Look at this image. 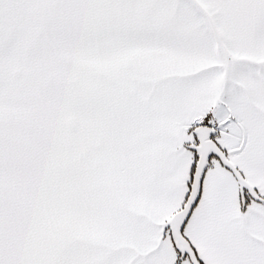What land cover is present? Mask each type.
<instances>
[{
  "label": "snow or ice",
  "instance_id": "obj_1",
  "mask_svg": "<svg viewBox=\"0 0 264 264\" xmlns=\"http://www.w3.org/2000/svg\"><path fill=\"white\" fill-rule=\"evenodd\" d=\"M0 264H264V0H0Z\"/></svg>",
  "mask_w": 264,
  "mask_h": 264
}]
</instances>
